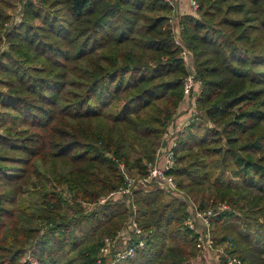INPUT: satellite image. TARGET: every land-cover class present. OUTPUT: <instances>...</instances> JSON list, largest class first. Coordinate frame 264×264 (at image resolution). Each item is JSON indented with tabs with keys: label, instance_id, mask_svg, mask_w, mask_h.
I'll return each mask as SVG.
<instances>
[{
	"label": "trees",
	"instance_id": "16d2710c",
	"mask_svg": "<svg viewBox=\"0 0 264 264\" xmlns=\"http://www.w3.org/2000/svg\"><path fill=\"white\" fill-rule=\"evenodd\" d=\"M19 2L12 22L0 0V264H209L186 202L154 182L133 193L144 246L101 254L131 210L100 199L125 185L120 163L148 174L184 100L170 2ZM197 2L181 20L201 86L170 174L201 209L229 204L214 238L264 264V0Z\"/></svg>",
	"mask_w": 264,
	"mask_h": 264
},
{
	"label": "built area",
	"instance_id": "2783aa9c",
	"mask_svg": "<svg viewBox=\"0 0 264 264\" xmlns=\"http://www.w3.org/2000/svg\"><path fill=\"white\" fill-rule=\"evenodd\" d=\"M167 1L170 2L173 7L169 22L172 27L175 44L180 48V57L189 63V75L184 81V99L188 98L191 100L196 89H200L201 81L197 78L195 70L190 62V60H192L191 51L187 48L183 40L184 24L181 20L183 15L178 12L175 0ZM189 6L193 12H196L199 4L197 0H189ZM191 107L194 109V101ZM172 124L164 134L163 144L165 145H162V147L158 149L154 161L149 162L147 165L148 174L146 176L132 175L126 168L125 164L120 163V169L126 180L125 185L119 190L100 199V202L104 203L110 198L119 199L125 196L126 202L129 199L128 204H130L131 210V217L127 222L125 229L120 231L114 239L110 237L105 238L101 254L103 256L110 255L112 249L116 246V243L119 242L123 236L128 239L127 242L132 241L135 236L139 240L135 244L126 248L127 250L125 252L120 253L117 256V259L134 257L136 248L144 246L145 238L148 234L144 232L138 224L136 219L137 206L132 198L133 193L137 188H148V185L154 182L165 191L167 190L174 194L177 192L181 193L179 198L186 202L190 213V216L185 220V225L196 232L202 256L209 264H244L238 256H232L231 254V250L234 246L232 239H228L222 245L215 247V242L212 237L213 218L223 210L230 209L229 204L220 202L214 207L201 209L190 195L179 190L177 181L174 176L170 174L176 164L175 147L177 146L180 133L184 130H177ZM83 204L89 209L93 207L92 204H86L85 202ZM109 264H113V262Z\"/></svg>",
	"mask_w": 264,
	"mask_h": 264
},
{
	"label": "rangeland",
	"instance_id": "374dc122",
	"mask_svg": "<svg viewBox=\"0 0 264 264\" xmlns=\"http://www.w3.org/2000/svg\"><path fill=\"white\" fill-rule=\"evenodd\" d=\"M9 2H10V4H11V6H10V8H9V12H10V14H11V18H12V22H19L20 20H21V17H22V12H21V9H22V3H20L19 2V0H9ZM198 93V92H197ZM194 98V97H193ZM176 180V179H175ZM178 183V182H177ZM179 186V185H178ZM179 188V190H181V191H183L185 194H187V195H189L187 192H185L184 190H182L180 187H178ZM164 190V189H163ZM165 193L168 195H166L167 197H177V198H179V195H181V193H179V192H177L176 194H174V193H172V192H169V191H165ZM191 196V195H190ZM192 197V196H191ZM122 199L121 200H123V201H125V203H126V205H127V207H128V209H130V204H128V200H127V202H126V197L125 196H123V197H121ZM193 198V197H192ZM111 199V198H110ZM181 199V198H180ZM194 199V198H193ZM132 200H134V198H132ZM194 201L197 203V201L194 199ZM218 203H220V202H217L216 204H218ZM198 204V203H197ZM216 206V205H215ZM190 216V213H188V216H187V218ZM213 224V223H212ZM127 225V224H126ZM126 225L123 227V229L122 230H120V231H123L124 229H125V227H126ZM212 228H213V226H212ZM196 233V232H195ZM212 237H213V240H214V242H215V247H218V246H220V245H222L226 240H228V239H230V238H227L226 240H224L223 242H217L216 241V239L214 238V236H213V233H212ZM112 238V237H111ZM258 238V237H257ZM114 239V238H113ZM127 238L126 237H124L123 236V238L121 239V240H119V242H117L116 243V246L113 248V249H115V251H116V253H115V255H116V257L120 254V253H122V252H125L127 249L126 248H128L131 244H130V242H127ZM127 242V243H126ZM195 242H196V246H197V248L199 249V251H200V253H201V250H200V247H199V245H198V243H199V241H198V238L196 237V240H195ZM233 243H234V246H233V248H232V250H231V254H232V256H237V254L235 253V249H236V246H235V242L233 241ZM114 252V250L112 251V253ZM111 253V255L109 256L110 257V260L111 261H113L112 260V257L114 256L113 254ZM202 254V253H201ZM201 258V261H204L203 260V258L202 257H200ZM199 261H197V260H195L193 263L194 264H197ZM111 263V262H110Z\"/></svg>",
	"mask_w": 264,
	"mask_h": 264
},
{
	"label": "crops",
	"instance_id": "0c3cea01",
	"mask_svg": "<svg viewBox=\"0 0 264 264\" xmlns=\"http://www.w3.org/2000/svg\"><path fill=\"white\" fill-rule=\"evenodd\" d=\"M176 8L181 15L184 14H194V12L190 9L189 0H175ZM191 62V60H190ZM199 91V88L196 89L193 97L190 99H184L180 105L179 112L174 120L172 126L177 130H183L190 122L191 116L193 114V108L191 105L193 101L195 102L196 92ZM196 94V95H195Z\"/></svg>",
	"mask_w": 264,
	"mask_h": 264
},
{
	"label": "water",
	"instance_id": "95a60500",
	"mask_svg": "<svg viewBox=\"0 0 264 264\" xmlns=\"http://www.w3.org/2000/svg\"><path fill=\"white\" fill-rule=\"evenodd\" d=\"M196 94H197V92H196ZM196 94H195V95H196ZM163 145H165V144H163Z\"/></svg>",
	"mask_w": 264,
	"mask_h": 264
}]
</instances>
